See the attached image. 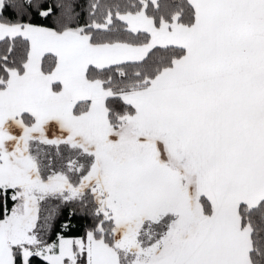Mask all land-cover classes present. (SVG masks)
<instances>
[{
  "label": "snow or ice",
  "instance_id": "6c2138e0",
  "mask_svg": "<svg viewBox=\"0 0 264 264\" xmlns=\"http://www.w3.org/2000/svg\"><path fill=\"white\" fill-rule=\"evenodd\" d=\"M0 264H264V0H0Z\"/></svg>",
  "mask_w": 264,
  "mask_h": 264
},
{
  "label": "trees",
  "instance_id": "16d2710c",
  "mask_svg": "<svg viewBox=\"0 0 264 264\" xmlns=\"http://www.w3.org/2000/svg\"><path fill=\"white\" fill-rule=\"evenodd\" d=\"M10 206H11V202H10ZM87 223V221H85L82 218H75L72 220V224L75 225L74 228L66 231L64 234L66 235V237L69 238H79L83 235L84 232V225ZM60 231L58 225L57 227L50 233V240L51 239H56V232Z\"/></svg>",
  "mask_w": 264,
  "mask_h": 264
},
{
  "label": "rangeland",
  "instance_id": "374dc122",
  "mask_svg": "<svg viewBox=\"0 0 264 264\" xmlns=\"http://www.w3.org/2000/svg\"><path fill=\"white\" fill-rule=\"evenodd\" d=\"M45 205L43 204V202H42V205H41V212H42V214L44 213V210H45ZM51 233V232H50ZM50 233L45 237V239L47 240V242H49V243H51L52 241H54L55 239H51V240H49L50 239Z\"/></svg>",
  "mask_w": 264,
  "mask_h": 264
},
{
  "label": "crops",
  "instance_id": "0c3cea01",
  "mask_svg": "<svg viewBox=\"0 0 264 264\" xmlns=\"http://www.w3.org/2000/svg\"><path fill=\"white\" fill-rule=\"evenodd\" d=\"M50 240V239H49Z\"/></svg>",
  "mask_w": 264,
  "mask_h": 264
}]
</instances>
